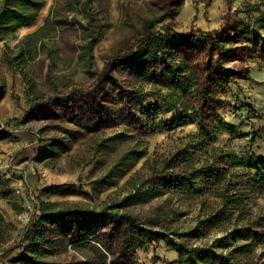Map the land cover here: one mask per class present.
Listing matches in <instances>:
<instances>
[{
    "label": "rangeland",
    "instance_id": "374dc122",
    "mask_svg": "<svg viewBox=\"0 0 264 264\" xmlns=\"http://www.w3.org/2000/svg\"><path fill=\"white\" fill-rule=\"evenodd\" d=\"M50 1L54 8L48 29L58 38V44L47 41L51 72L44 74L43 54L25 67L12 65L5 55L17 52L21 42L38 54L37 37L23 38L40 24L18 31L7 44L2 42L0 85L15 108L11 115L12 110L0 115L4 128H0V176L11 189L7 197L0 189V208L10 223L1 261L11 264L10 259L28 248L46 264H172L179 258V243L204 247L242 224L254 227L247 234L251 238L229 236L227 247L218 243L213 250L216 261L264 264V192H251L250 214L244 219L218 226L208 219L207 210L215 199L207 197L203 174L198 177L201 185L195 186L202 192L195 194L168 189L157 179L170 171L163 170L164 163L199 129L194 119L171 128L170 123L182 114L162 98L175 84L168 65L188 50L175 47L172 57L171 52L158 53L137 64L129 62L140 42L150 34L164 33V26L172 34L192 33L194 40L205 42L208 32L220 29L227 18L248 23V16L237 10L260 0ZM45 15V10L40 12L39 22H45ZM241 34L246 35L241 44L248 50L251 40L257 45L247 62L250 79L238 78L223 97L235 108L220 110L219 121L225 125L210 147L231 150L240 158L264 157V16ZM90 35L100 40L99 59L79 56V63L73 65L75 49L88 45ZM181 41L184 45L186 39ZM66 67L70 69L60 73ZM79 72L85 76L75 82ZM134 91L139 94L134 96ZM188 155L194 156L198 167L207 161V146H191ZM153 169L158 171L156 176ZM239 169H232V175ZM151 179L145 187L154 185L158 195L126 199L133 183ZM238 181L233 178L235 186ZM41 202L56 207L38 222ZM120 202L122 207L105 210ZM92 208L94 213L89 214ZM111 212L121 219H114ZM125 214L133 225L125 221ZM27 233H32V240ZM87 233L91 239L83 240ZM167 238L175 244H168ZM129 239L134 240L132 248ZM250 244V251L236 253L237 246Z\"/></svg>",
    "mask_w": 264,
    "mask_h": 264
},
{
    "label": "trees",
    "instance_id": "16d2710c",
    "mask_svg": "<svg viewBox=\"0 0 264 264\" xmlns=\"http://www.w3.org/2000/svg\"><path fill=\"white\" fill-rule=\"evenodd\" d=\"M47 4V0H0V40H7L13 37L20 28L33 26L37 24L40 12ZM264 5V0H260L255 4L245 5L237 12H243L248 16L249 22L246 23L242 18L232 17V22L228 21L216 30L208 32L207 41L198 42L194 40L192 33L187 36H182L179 33L172 34L169 27L164 26V33L150 34L139 44V47L131 55V63L137 64L139 61L147 58L152 59L158 53L173 55L174 48H186L187 55L172 61L168 65V71L175 78L173 89L162 95L164 103L172 108L177 109L182 116L170 123V127L174 128L186 124L190 119H194L198 125L196 133L189 134L188 138L191 141L183 143L179 146L177 152L172 155V159L164 163L163 170H169L162 177L157 179L169 188H177L181 193H200L201 189L195 186L201 185L198 182L200 175L205 176L207 184V197H214V205L207 210L208 219L213 220L214 224L224 226L226 222L232 219H244L250 214L248 208L251 192L263 194L264 192V157L246 156L238 157L235 152L224 148L210 147L218 140L219 130L225 124L219 121V113L223 108H235L231 106L223 97L227 95L232 83L237 84V79L249 80V72L247 70V62L253 59L251 50L257 47L254 40L250 41L249 46L242 45L243 38L246 35L241 34L244 27L249 23L258 24L263 19L264 10L261 9ZM86 5L82 7V11H87ZM252 11L261 13L259 16H254ZM50 15L45 19L42 25H39L33 32L27 33L24 40L37 37L36 50H43L46 39L53 38V33L49 31ZM186 39L182 45L181 39ZM88 45L82 47L85 50V57L89 56V49L99 40L93 35L89 36ZM176 39V44L168 47V44ZM254 46V47H253ZM18 51L10 54L5 52L6 56L12 65L25 67L29 60L35 59L37 54L32 53L30 48H26L24 42L17 45ZM8 49V48H7ZM83 58V57H82ZM141 71H134L135 74H140ZM134 96L139 93L134 91ZM4 88L0 86V100L3 98ZM3 135L0 131V139ZM200 145L207 146V161L197 167L194 156H189V147ZM176 168V169H174ZM240 168L238 174L232 175L231 170ZM207 170V173H202ZM158 171L153 169V174L156 176ZM239 178L236 186L233 184V178ZM134 178L129 179L128 183H132ZM99 181H95L97 184ZM153 179L141 181L138 184L133 183V190L126 199L145 200L151 196L158 195V188L152 185L149 188L145 186L152 183ZM0 189H3V195L7 197L10 194V187L4 183L0 176ZM89 196V194L87 195ZM123 203L106 206L105 210L116 209L122 207ZM56 207L55 203L41 202L40 211L41 217L38 222L44 219L49 211V208ZM58 213H51L58 215ZM71 214L70 211H63ZM93 208L89 214H93ZM88 215V214H86ZM114 219H121L118 213H112ZM125 216V221L133 225L135 222L128 215ZM238 221V220H236ZM10 223L6 220L0 208V251L4 248L7 230ZM254 227L248 229L245 225H237L228 236L219 238L212 244L200 247H192L187 243H179L177 250L179 258L172 264H206L208 260H212L211 264L218 263L213 252L218 243H223L228 246L227 238L235 236L236 239L251 238L248 236L249 230L253 231ZM29 234V235H28ZM32 233H27L28 239L32 240ZM92 235L83 234V240L91 239ZM248 236V237H247ZM173 239L167 238V243L174 245ZM263 240V239H261ZM134 240L129 239V246L132 248ZM264 244V243H263ZM252 245L237 246L236 253L241 254L240 250H251ZM234 256V254H233ZM234 258V257H233ZM1 261V257H0ZM11 264H46L38 253L29 252L26 248L22 253L10 259ZM86 264V263H84ZM135 264V263H134ZM235 264V263H230Z\"/></svg>",
    "mask_w": 264,
    "mask_h": 264
},
{
    "label": "crops",
    "instance_id": "0c3cea01",
    "mask_svg": "<svg viewBox=\"0 0 264 264\" xmlns=\"http://www.w3.org/2000/svg\"><path fill=\"white\" fill-rule=\"evenodd\" d=\"M52 2L53 1H50L49 3L47 2L48 4H47V7L45 9V12H46L45 17H47L50 14L52 16V14H53V8H54V6L51 7L52 6ZM41 11H43V10H41ZM39 19H40V16L38 18L37 24L42 25L44 22L43 21L39 22ZM37 24H35L33 26H27V28L36 27ZM52 39H53V41H56L55 43L58 42V38L46 39L45 40V43H44V49H43V51L42 50H39V53L37 54V56L35 57V59L29 60L27 66H29V64H35L40 59L41 54H43L46 57V62H45V65H44V74L46 75L47 73L51 72V70H52L51 69V65H52L51 62H52L53 58H52V54L48 52V50L46 49V47H47V41L48 40H52ZM7 41H8V39L7 40H0V60L2 59V57L4 55V52H3L4 51V44L2 42H5L7 44ZM99 47H100V40H98L93 45V48L92 49H89V56H87V57L84 56L85 55V53H84L85 50L79 49V48L75 49V53H74V56L75 57H74L73 65H75L76 62L79 63V60H78L79 59V56H82L83 57L82 60H85V59L89 60V59L92 58V56L95 59H97V58L99 59V53H100ZM60 54H62V50L60 51ZM82 60H81V62H84ZM79 65H81V66H79L80 69L86 71L85 68H84L85 66L83 65V63H80ZM69 69L70 68L66 67V68L61 69L59 71H60V73H65V71H68ZM84 76H85V74L83 72H79V74L74 77L75 82H77L79 80V78H84ZM20 84L21 83H19V85ZM7 94L8 93L6 92V90H4L3 98L0 100V115H2V116L4 114H7L5 112H9V110H12V111H10L9 115L13 114L12 112H14V108H15V105H14L13 101L10 99V97ZM176 259H177V257L174 256L172 260H176ZM0 264H7V263L0 261Z\"/></svg>",
    "mask_w": 264,
    "mask_h": 264
},
{
    "label": "bare ground",
    "instance_id": "6f19581e",
    "mask_svg": "<svg viewBox=\"0 0 264 264\" xmlns=\"http://www.w3.org/2000/svg\"><path fill=\"white\" fill-rule=\"evenodd\" d=\"M50 2V0H48V3ZM47 3V4H48ZM47 4L43 7V9L42 10H45L46 9V7H47ZM25 28H27V27H22V28H20L19 30H24Z\"/></svg>",
    "mask_w": 264,
    "mask_h": 264
},
{
    "label": "built area",
    "instance_id": "2783aa9c",
    "mask_svg": "<svg viewBox=\"0 0 264 264\" xmlns=\"http://www.w3.org/2000/svg\"><path fill=\"white\" fill-rule=\"evenodd\" d=\"M0 128L3 130L4 128H3V123H2V121L0 120ZM4 131V130H3Z\"/></svg>",
    "mask_w": 264,
    "mask_h": 264
}]
</instances>
